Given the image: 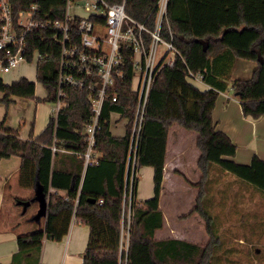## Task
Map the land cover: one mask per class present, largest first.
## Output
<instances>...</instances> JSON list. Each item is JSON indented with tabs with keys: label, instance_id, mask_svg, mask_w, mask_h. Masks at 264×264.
<instances>
[{
	"label": "trees",
	"instance_id": "1",
	"mask_svg": "<svg viewBox=\"0 0 264 264\" xmlns=\"http://www.w3.org/2000/svg\"><path fill=\"white\" fill-rule=\"evenodd\" d=\"M9 1L16 17L32 0ZM63 2L41 0L39 17L61 18ZM155 3L156 0H126V11L152 26ZM167 19L172 42L181 57L175 59L173 66L159 69L149 91L129 202L130 167L127 183L126 172L137 104V91L131 88L130 53L124 55L122 74L114 77L113 84L107 88L109 97L102 104L94 145L99 153L97 162L85 165L81 155L87 145L83 128L92 114L90 100L85 91L68 83L61 86L62 105L56 120L50 116L36 136L31 129L27 138H21L15 128L4 126L5 117L0 123V159L19 156L18 185L29 190L30 197L36 181L48 193L44 225L17 235V251L9 264L22 261L40 264L43 239L60 240L67 233L72 217L89 226L82 264H211L218 242L211 226L212 216L204 206L211 165L218 164L264 192V160L253 155L248 164H242L229 158L234 155L236 145L212 120L218 92L227 87L223 74L235 59L254 63L250 76L231 80L243 114L254 118L264 114V0H168ZM163 34L168 35L166 24ZM34 49L42 54L36 76L46 90L43 100L54 102L59 47L49 40L47 31L39 30L29 35L28 58ZM3 57L4 51L0 49V59ZM187 69L201 73L209 87L201 90L189 82ZM34 90L35 83L25 76L11 82L0 77L3 93L0 102L6 105L13 100L11 96L33 97ZM113 111L128 118L122 136H114L109 130ZM174 123L196 133L195 145L199 149L196 165L200 176L194 186L198 192L194 207L184 216L198 212L204 219L209 238L203 244L154 237L155 230L163 224L159 195L167 132ZM144 165L153 168V195L138 202L136 172ZM50 187L56 191L49 192Z\"/></svg>",
	"mask_w": 264,
	"mask_h": 264
},
{
	"label": "built area",
	"instance_id": "2",
	"mask_svg": "<svg viewBox=\"0 0 264 264\" xmlns=\"http://www.w3.org/2000/svg\"><path fill=\"white\" fill-rule=\"evenodd\" d=\"M40 1L32 0L15 17L10 1L0 0V49L4 51V57L0 59V72H9L24 63L34 66L36 73L42 54L34 49L28 58L29 35L39 30L47 31L49 40L59 47L57 95L51 116L56 120L62 105L60 95L63 83L85 91L90 100L92 114L83 128L87 145L81 153L86 165L98 159V152L94 149L95 135L100 129L103 101L109 97L107 88L113 84L115 76L122 74L124 55L131 54V88L137 91V104L126 172L127 183L130 167L129 202L137 142L149 91L159 69L173 66L175 59L181 57L172 42L167 19L168 0H156L152 26L130 15L126 11V0L113 3L108 0H64L63 16L59 19L39 17ZM164 24L167 26V36L163 34ZM186 78L188 81L203 80L201 73H194L190 69H187ZM111 99H115V94L111 95ZM54 149L55 146H52ZM127 218L129 222V211Z\"/></svg>",
	"mask_w": 264,
	"mask_h": 264
},
{
	"label": "crops",
	"instance_id": "3",
	"mask_svg": "<svg viewBox=\"0 0 264 264\" xmlns=\"http://www.w3.org/2000/svg\"><path fill=\"white\" fill-rule=\"evenodd\" d=\"M14 72L18 73V71ZM19 77H13L9 82L17 80ZM189 82L201 90L209 87L203 80H192ZM219 95L222 97L221 100H215L212 110V120L215 127L225 132L236 145L234 155L229 158L242 164H248L253 155H257L264 160V114L256 118L251 115H244L240 101L236 97L230 98L225 90L220 91ZM126 121L127 119L125 117H120L118 112H111L109 120V130L111 134L114 136L124 135ZM250 123H252V125ZM246 124L251 126L250 135L249 131L246 129ZM38 133L32 131L33 136H36ZM18 134L21 138H27L30 135V131L28 134H21L19 132ZM195 138L196 133L194 131L185 129L176 123L172 124L168 129L163 178L159 195V208L163 214V224L154 232V237L156 239L168 238L166 234L170 231L177 233V226L182 227V222L192 220V225H194L193 230H196V225H201L202 223V218L197 212H193L189 216H184L195 205L197 187L192 184L197 181L200 174V170L196 165L199 149L195 145ZM19 166L20 162L15 166V170L10 169L6 172L0 170L1 264H9L11 262L12 254L17 251V235L28 233L35 228L43 226L45 220V217H41L39 221L33 219V215L38 208L37 203L34 206L31 204L33 209L26 219H22L20 216V214L24 213L28 208L24 212L22 210L20 211L19 208L22 206L18 198L22 200L30 198V191L18 185ZM141 170H144V174L148 177H152L153 191V168L149 166L138 167L136 177L139 176ZM14 172H17V179H15L14 183H9ZM190 176H194L195 180ZM184 177L187 178L191 185L184 183ZM8 189L17 190V192H14L13 198H11V193L7 192ZM49 190L56 191L52 187H50ZM58 192L61 194L64 193L63 191ZM151 194L148 191L142 193V189H140V185L137 182L136 201L147 199L151 197ZM178 222L180 224H177ZM193 230L192 235L196 237V231ZM88 235L89 226L80 223L72 217L67 233L60 240L43 239L39 263L82 264V254L87 243ZM171 237L192 242H200L201 240L208 239V236L205 237L204 235H201L200 238H194L195 240L193 238L183 237V235H174ZM20 264H23V261Z\"/></svg>",
	"mask_w": 264,
	"mask_h": 264
},
{
	"label": "rangeland",
	"instance_id": "4",
	"mask_svg": "<svg viewBox=\"0 0 264 264\" xmlns=\"http://www.w3.org/2000/svg\"><path fill=\"white\" fill-rule=\"evenodd\" d=\"M253 64L250 60L235 59L228 71L224 72L222 78L227 82L225 91L230 98L235 97L231 87V80L250 76ZM34 68V66L29 64H21L17 69L11 70L10 72H0V77L4 82H9L13 77L25 76L35 83L33 97L22 98L19 96H11L13 100L9 105L0 102V123L5 117L4 126L15 128L21 134H28L31 129L35 133L41 132L49 121L51 109L54 106V102L43 100V97L46 95V90L38 80ZM14 71H18V73ZM219 92L216 97L217 100H221L222 97L219 95ZM2 95L3 93L0 91V98ZM250 124L252 125V123ZM246 129L250 135L251 126L249 124H246ZM132 160L131 164L133 163ZM19 162L20 158L18 155L2 158L0 159V170L6 172L14 169ZM144 166L146 167L148 165ZM144 173L145 171L141 170L137 177V182L140 185V189H142V193L148 191L150 194L152 193V196V177L150 178ZM190 177L195 180L194 176ZM15 179H17V172L12 174L9 183H14ZM198 180L199 177L197 178ZM183 181L187 185H191L187 178L184 177ZM7 192L11 193V198H13L14 192H17V190L8 189ZM33 206H29L24 213L20 214L22 219H26L30 215ZM204 206L212 216L211 226L214 235L218 238L210 260L211 264H264L263 191L239 178L237 175L223 170L218 164L213 163L208 177ZM19 210L21 211L22 207ZM182 223V227L177 226V233L170 231L166 235L168 237L183 235V237L193 239L200 238L201 235H204L209 238L203 218L201 225H196V230H193L194 225H192V220ZM177 224L180 223L178 222ZM192 230L196 231V237L192 235ZM206 241L201 240L196 243L203 244Z\"/></svg>",
	"mask_w": 264,
	"mask_h": 264
},
{
	"label": "water",
	"instance_id": "5",
	"mask_svg": "<svg viewBox=\"0 0 264 264\" xmlns=\"http://www.w3.org/2000/svg\"><path fill=\"white\" fill-rule=\"evenodd\" d=\"M205 48L206 46H204V49ZM259 59H261V57H259ZM32 202H36L38 205L37 211L33 215V219L39 221L41 217H46L48 207V193L43 191L42 185L38 181H36L34 184L33 195L29 199L19 201L20 205L22 206V211L24 212Z\"/></svg>",
	"mask_w": 264,
	"mask_h": 264
}]
</instances>
